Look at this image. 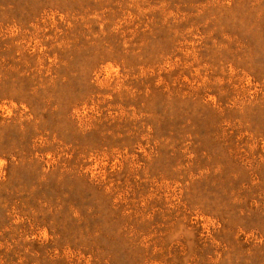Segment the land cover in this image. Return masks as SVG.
I'll use <instances>...</instances> for the list:
<instances>
[{
  "label": "rangeland",
  "instance_id": "374dc122",
  "mask_svg": "<svg viewBox=\"0 0 264 264\" xmlns=\"http://www.w3.org/2000/svg\"><path fill=\"white\" fill-rule=\"evenodd\" d=\"M0 264H264V0H0Z\"/></svg>",
  "mask_w": 264,
  "mask_h": 264
}]
</instances>
